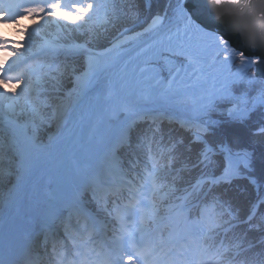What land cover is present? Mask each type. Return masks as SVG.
<instances>
[{"label": "snow or ice", "instance_id": "obj_1", "mask_svg": "<svg viewBox=\"0 0 264 264\" xmlns=\"http://www.w3.org/2000/svg\"><path fill=\"white\" fill-rule=\"evenodd\" d=\"M0 206V264H264V0H0Z\"/></svg>", "mask_w": 264, "mask_h": 264}, {"label": "bare ground", "instance_id": "obj_2", "mask_svg": "<svg viewBox=\"0 0 264 264\" xmlns=\"http://www.w3.org/2000/svg\"><path fill=\"white\" fill-rule=\"evenodd\" d=\"M9 29H11V28H9ZM74 179H75L74 174L71 172V170H69L66 174L61 176V178H60V187L63 188L64 186H66L68 183H70ZM1 210L3 211L2 213H1ZM0 214H1L0 222H2L7 216H9L7 210L6 209H2V208H0ZM17 219H19V218H17ZM20 219H21V222H22V217Z\"/></svg>", "mask_w": 264, "mask_h": 264}, {"label": "trees", "instance_id": "obj_3", "mask_svg": "<svg viewBox=\"0 0 264 264\" xmlns=\"http://www.w3.org/2000/svg\"><path fill=\"white\" fill-rule=\"evenodd\" d=\"M238 231H243V229H239ZM249 235L254 236L256 233H250Z\"/></svg>", "mask_w": 264, "mask_h": 264}, {"label": "rangeland", "instance_id": "obj_4", "mask_svg": "<svg viewBox=\"0 0 264 264\" xmlns=\"http://www.w3.org/2000/svg\"><path fill=\"white\" fill-rule=\"evenodd\" d=\"M65 2H68V0H65ZM9 31H11V29H9Z\"/></svg>", "mask_w": 264, "mask_h": 264}]
</instances>
